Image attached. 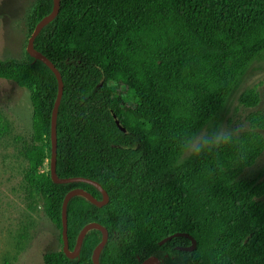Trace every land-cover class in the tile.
<instances>
[{
    "label": "trees",
    "instance_id": "obj_1",
    "mask_svg": "<svg viewBox=\"0 0 264 264\" xmlns=\"http://www.w3.org/2000/svg\"><path fill=\"white\" fill-rule=\"evenodd\" d=\"M52 7L53 0L36 1L31 33ZM35 46L64 81L57 173L94 179L110 196L102 207L83 196L70 200L71 248L80 229L96 221L109 231L101 264H136L175 232L197 242L186 253L188 264H264V180L242 177L264 152V114H251L245 132L219 133L232 91L264 59V0H61ZM0 78L31 92L33 138L24 148V179L61 231L71 188L102 195L87 183H54L42 169L51 159L56 76L26 53L0 57ZM239 102L257 106L258 91L243 90ZM111 110L130 133L120 130ZM7 132L0 113V137ZM100 239L91 230L79 259L61 248L46 253L45 264H93ZM166 244L191 240L179 236Z\"/></svg>",
    "mask_w": 264,
    "mask_h": 264
},
{
    "label": "rangeland",
    "instance_id": "obj_2",
    "mask_svg": "<svg viewBox=\"0 0 264 264\" xmlns=\"http://www.w3.org/2000/svg\"><path fill=\"white\" fill-rule=\"evenodd\" d=\"M37 0H0V57L24 58L31 35L30 17ZM255 88L257 106L240 104L239 95ZM0 113L9 132L0 137V264H45L46 253L63 247L61 231L47 215L43 199L31 197L25 183L28 160L24 148L32 142L31 92L0 78ZM264 114V59L254 61L229 96L220 117V134L249 130V116ZM202 130L186 151L188 155L206 134ZM264 134V129H261ZM43 170H50V160ZM242 177L264 180V152Z\"/></svg>",
    "mask_w": 264,
    "mask_h": 264
},
{
    "label": "water",
    "instance_id": "obj_3",
    "mask_svg": "<svg viewBox=\"0 0 264 264\" xmlns=\"http://www.w3.org/2000/svg\"><path fill=\"white\" fill-rule=\"evenodd\" d=\"M61 9V0H53V7L52 10L43 16L35 25L29 39L27 42V53L33 57L35 60H41L44 62L55 74L57 82H58V93L57 98L55 100V104L52 111V119H51V159H50V176L54 183L57 184H69L74 182H83L90 185H93L96 187L100 193L101 198L96 197L92 192L87 190L86 188L82 186H76L71 188L64 196L63 204H62V241H63V252L72 259L78 258L81 255L82 251V245L84 242L85 236L91 231V230H99L101 232V239L94 247L91 259L93 264H101L100 257L101 253L104 250L108 240H109V231L106 226L103 224L92 221L86 223L79 231L75 245L71 248L69 245V239H68V205L70 200L75 196H83L86 199H88L91 203L95 204L98 207H102L106 205L109 200L110 196L107 192V190L96 180L91 179L89 177L84 176H69V177H62L57 173V121H58V112L59 107L62 101L63 97V91H64V81L61 72L58 70L56 65L40 50H38L35 46V40L42 31V29L51 23L59 14ZM104 80V75L99 82V86L102 85ZM111 113L114 117V120L117 124V126L125 133H130L129 130L124 126V124L120 121L116 113L111 110ZM184 236L191 240V244L182 247V249L187 251H193L196 246L197 242L196 240L187 232H175L173 234L168 235L164 239H162L159 243L163 244L169 239H172L174 237Z\"/></svg>",
    "mask_w": 264,
    "mask_h": 264
},
{
    "label": "flooded vegetation",
    "instance_id": "obj_4",
    "mask_svg": "<svg viewBox=\"0 0 264 264\" xmlns=\"http://www.w3.org/2000/svg\"><path fill=\"white\" fill-rule=\"evenodd\" d=\"M186 246L188 245L166 244L163 246L159 243V247L148 255L137 256L136 264H188L186 253L189 251L182 249Z\"/></svg>",
    "mask_w": 264,
    "mask_h": 264
}]
</instances>
